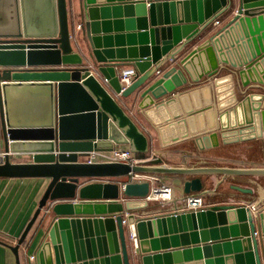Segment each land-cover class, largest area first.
I'll return each instance as SVG.
<instances>
[{
  "label": "water",
  "instance_id": "1",
  "mask_svg": "<svg viewBox=\"0 0 264 264\" xmlns=\"http://www.w3.org/2000/svg\"><path fill=\"white\" fill-rule=\"evenodd\" d=\"M13 1L0 0V176L49 179L11 246L18 264L19 247L45 208L50 226L39 264H264V225L258 223L264 215L254 216L247 202L143 216L150 181L130 182L121 191L118 182L102 180L130 170L173 173L186 176L184 192H205L208 174H221L219 182L258 176L264 165L248 166L242 159H233L239 166L173 165L160 153L133 167L79 159L86 150L123 144L149 151V135L119 96L139 89L154 103L188 82L187 74L196 81L224 65L236 68L245 85L262 88L264 0H78V27L70 21L68 0H55L58 32L38 37L24 36L19 0ZM130 68L134 80L123 89L118 75ZM259 101L250 102L246 119L254 128L260 118L258 132L232 138L223 132L222 143L248 138L264 143ZM214 133L217 141L200 143L201 149L220 144ZM22 152L44 153L45 159L12 160ZM230 187L254 192L236 182ZM76 192L84 202L73 201ZM121 194L128 197L124 202L117 200ZM124 220L136 227L137 247L119 242Z\"/></svg>",
  "mask_w": 264,
  "mask_h": 264
},
{
  "label": "crops",
  "instance_id": "2",
  "mask_svg": "<svg viewBox=\"0 0 264 264\" xmlns=\"http://www.w3.org/2000/svg\"><path fill=\"white\" fill-rule=\"evenodd\" d=\"M10 2L14 4L13 0H10ZM42 4L45 7L48 26L40 28L34 25L35 21L32 16L35 20L45 21L47 19L42 18ZM19 6L24 36L50 35L48 29L54 26L56 19L58 20L55 0H19ZM68 8L70 21L74 20L75 25L78 27L79 22H81L77 13L78 0H68ZM115 32L116 30L113 29L111 34ZM122 32L131 31L125 29ZM262 65L264 67V63ZM199 69H201L200 66L196 69L197 73H199ZM187 77L188 82L155 99L154 103L151 102L149 96L142 98L138 92L139 89L129 96H119L118 99L150 137V149L145 155H149L151 152L160 153L165 163L173 165H207L210 160L222 159L211 156L217 146H207L204 149L199 146L200 143L210 145V143L217 141V135L214 132L218 134L221 144V133L223 132L226 133L228 138H232L235 135H250L254 130H258L259 127L254 129L247 126L246 119L249 120L251 115L250 102L257 105L260 102L259 100L262 99L264 105V88L257 87L256 83L245 85L244 79L237 69L229 65L222 66L212 76L205 75L196 81L190 79L191 76L188 74ZM256 121L260 125L259 117H256ZM255 125L258 126L256 123ZM123 145L129 146L127 144ZM42 154L44 153H14L12 154V160L45 159ZM145 155L141 154V156ZM262 160H264V156ZM248 162L250 160H247L246 164ZM255 163L252 162L250 166H262L260 163ZM157 176L159 182H166L173 186L174 198L169 202L150 201L149 207L141 209L140 214L143 216L172 212L171 210H176L183 204L184 197L187 195L182 189V183L186 176L173 173ZM262 177L264 175L249 176L247 181L237 179L236 182L241 185L252 186L254 188L253 193L240 192L231 188L230 184L221 188L223 184L219 182V179L211 187L207 182L206 194L215 195L227 190L226 194L229 197H217L216 195L214 196L215 199L206 200L209 203L225 201L237 203L264 202ZM48 182L49 179L44 177L0 176V264H18L11 246L17 244L33 217ZM121 198L122 194L117 200L124 202ZM73 201L84 202L77 192L73 197ZM46 212V208L42 209L21 243L19 247L20 264H39L38 253L43 242L48 239L50 226V219L47 217Z\"/></svg>",
  "mask_w": 264,
  "mask_h": 264
},
{
  "label": "built area",
  "instance_id": "3",
  "mask_svg": "<svg viewBox=\"0 0 264 264\" xmlns=\"http://www.w3.org/2000/svg\"><path fill=\"white\" fill-rule=\"evenodd\" d=\"M260 69L263 70V65H259ZM264 71V70H263ZM119 80L122 84V88L124 89L126 86L131 84L134 80V70L124 69L122 72L119 73ZM260 77L264 80V75H260ZM264 88V85L262 86ZM255 127H259V122L256 121ZM254 127V129H255ZM260 128V127H259ZM258 128V130H259ZM258 130H254L253 132H258ZM252 132V133H253ZM251 133V134H252ZM250 134V135H251ZM82 152L80 153V155ZM158 155L156 152H151L149 155L141 156L137 152L133 151L129 146L124 145H115L111 149H90L84 151L83 155L80 157V160H84L86 162L94 163V162H122L126 163L130 166L140 165V164H149L156 160ZM124 176L119 177H106L102 178L103 181H116L119 184L120 190L123 191L126 185L130 182H143V181H150V191L144 197L145 200L148 202L153 200H159L161 202H169L174 198V188L171 184L166 182H159V177L156 174L148 173V172H140L130 170L127 173V177L123 178ZM158 181V182H157ZM206 191H192L187 193L184 197L183 204L177 208L176 210H171L172 212L175 211H188V210H198L201 208H206L210 206L212 203L207 202L206 198ZM127 196L122 195V200H127ZM250 207L251 212L254 216L258 217L260 213L264 215V202L259 201H251L247 203ZM264 225V218L261 220L259 218V223ZM118 239L121 243H126L128 247H137L139 244V238L136 231V227L133 223H129L124 220V228L118 231Z\"/></svg>",
  "mask_w": 264,
  "mask_h": 264
},
{
  "label": "rangeland",
  "instance_id": "4",
  "mask_svg": "<svg viewBox=\"0 0 264 264\" xmlns=\"http://www.w3.org/2000/svg\"><path fill=\"white\" fill-rule=\"evenodd\" d=\"M43 5V7L41 8L42 10H43V16H42V18H47L46 16H45V10H44V4H42ZM42 12V11H41ZM32 18L34 19V25L36 26V27H42V26H44V27H47L48 25H47V21H48V18L45 20V21H43V20H35V18H34V16H32ZM33 23V22H32ZM47 25V26H46ZM48 31H50L49 32V34L50 35H55V34H57V32H58V20L56 19V21L54 22V26L51 28V29H48ZM245 140H260V141H262L261 142V145H262V149H263V155L262 154H259V153H257L256 154V156H257V158H258V160H256V159H252V160H250V162H248L246 165H248V166H250L251 165V163L253 162V163H255V162H257V163H260V165H263V162H264V160H262V157L264 156V147H263V145H264V143H263V139L262 138H248V139H245ZM245 140H243V141H245ZM219 148H221V147H219ZM222 150V153H224L223 151V149H221ZM216 152H220L221 153V151H219L218 149H216ZM138 153V152H137ZM139 155H141V154H144L145 155V153H138ZM262 155V156H261ZM211 156H213V157H215V156H217V154H215V153H213ZM220 157V156H219ZM259 157H261L260 159H259ZM221 158V157H220ZM256 158V157H255ZM233 159H242V160H246V159H243V158H231V159H229V158H224V157H222V159H213V160H210V162L208 163V162H206V163H208V165L210 164V165H229V166H239V165H242V164H238L237 162H234V160ZM247 161V160H246ZM256 164V163H255ZM124 177L123 178H126L127 177V174H125V175H123ZM259 176V175H258ZM221 177H222V175L221 174H214V173H212V174H208L207 175V178H208V182H209V187H211V185L212 184H214V182L217 180V179H221ZM262 183H264V177H262ZM237 180H236V178H235V176H227V177H225L222 181H220L222 184H223V187H221V188H224V187H226V185H228V184H231V183H234V182H236ZM220 183V184H221ZM236 183H238V182H236ZM220 188V189H221ZM219 192V191H218ZM229 192H232V191H229ZM227 193V190H225V191H221V193H218V194H215V195H212L211 193L208 195V194H206V199H208V200H212V199H215L214 198V196H216L217 195V197H226V198H228L229 197V195L228 194H226ZM216 199H220V198H216ZM207 200V201H208Z\"/></svg>",
  "mask_w": 264,
  "mask_h": 264
},
{
  "label": "trees",
  "instance_id": "5",
  "mask_svg": "<svg viewBox=\"0 0 264 264\" xmlns=\"http://www.w3.org/2000/svg\"><path fill=\"white\" fill-rule=\"evenodd\" d=\"M221 147V148H219ZM218 149L220 152H216ZM223 149L224 153H222ZM212 152V151H211ZM214 153L217 154V157H224V158H243L246 160L256 159L258 160L256 154H262L263 149L260 140H245V141H238L232 143H221L214 149ZM263 155V154H262ZM261 155V156H262ZM256 157V158H255ZM261 157H259L260 159ZM236 180H244L247 181L249 176L248 175H236Z\"/></svg>",
  "mask_w": 264,
  "mask_h": 264
}]
</instances>
